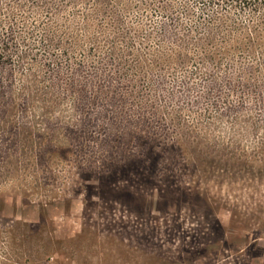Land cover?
Instances as JSON below:
<instances>
[{
    "label": "rangeland",
    "instance_id": "obj_1",
    "mask_svg": "<svg viewBox=\"0 0 264 264\" xmlns=\"http://www.w3.org/2000/svg\"><path fill=\"white\" fill-rule=\"evenodd\" d=\"M198 16L189 0H0L2 39L35 48L58 98L33 104L49 116L26 136L24 102L0 104V264H264L260 52L222 70L147 60Z\"/></svg>",
    "mask_w": 264,
    "mask_h": 264
},
{
    "label": "trees",
    "instance_id": "obj_2",
    "mask_svg": "<svg viewBox=\"0 0 264 264\" xmlns=\"http://www.w3.org/2000/svg\"><path fill=\"white\" fill-rule=\"evenodd\" d=\"M189 1L197 7L198 18L190 21L188 26L180 17L173 20L177 28L176 33L172 34L169 40L161 41L157 51L147 50V60L152 66H157V62L167 58H172L173 61L176 57L180 58L179 62L182 66L196 63V70L200 69L199 62L202 61L212 64L213 69L222 70L233 56L256 55L260 52L256 65L251 68L264 70V0ZM233 3H239L240 11L245 15L244 22L233 18L227 9L222 8L223 5ZM214 7L222 8V13L213 12ZM183 12L190 14L187 10ZM19 31L23 32V30ZM5 32L6 26L0 21V104L4 110H8V104L17 106L18 102L23 101V108L17 112L18 114L10 112V116L14 119L16 117L21 119L19 123L22 125L24 119L33 118L36 122L37 118H40L41 121H47L48 114L37 115L34 112L42 111L44 108H34L33 104L35 102L45 105L56 104L58 98L54 86H50L45 81L46 78L41 75L40 67L34 64L37 55L35 48L26 46V42L21 39V44L25 48L23 51L18 50L14 42L2 39ZM260 60L261 62L258 63ZM140 61L142 60L139 59L138 70H143ZM23 63H28L27 68L22 67ZM165 67L170 68L167 65ZM17 70L20 71V77L17 81L18 88L15 89L14 80ZM17 133L28 135L24 125Z\"/></svg>",
    "mask_w": 264,
    "mask_h": 264
}]
</instances>
